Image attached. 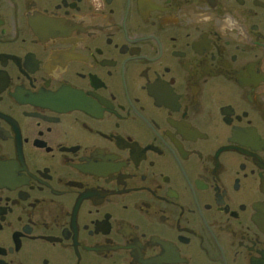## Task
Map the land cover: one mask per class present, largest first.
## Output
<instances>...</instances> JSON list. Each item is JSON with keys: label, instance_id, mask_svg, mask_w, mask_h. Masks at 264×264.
<instances>
[{"label": "flooded vegetation", "instance_id": "obj_1", "mask_svg": "<svg viewBox=\"0 0 264 264\" xmlns=\"http://www.w3.org/2000/svg\"><path fill=\"white\" fill-rule=\"evenodd\" d=\"M0 264H264V0H0Z\"/></svg>", "mask_w": 264, "mask_h": 264}]
</instances>
